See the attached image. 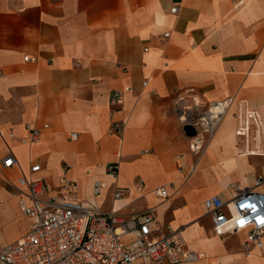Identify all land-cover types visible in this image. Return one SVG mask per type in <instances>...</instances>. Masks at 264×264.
I'll use <instances>...</instances> for the list:
<instances>
[{
  "label": "crops",
  "instance_id": "0c3cea01",
  "mask_svg": "<svg viewBox=\"0 0 264 264\" xmlns=\"http://www.w3.org/2000/svg\"><path fill=\"white\" fill-rule=\"evenodd\" d=\"M114 90L120 104H110ZM183 115L216 116L214 131L186 136ZM27 124L48 127L21 143ZM0 130V160L17 161L0 164V248L28 230L14 181L39 163L53 188L64 176L74 199L102 211L154 208L202 254L184 264H264V237L246 255V231L216 235L203 206L264 174V0H0ZM96 179L104 187L94 197ZM114 186L129 192L113 200Z\"/></svg>",
  "mask_w": 264,
  "mask_h": 264
},
{
  "label": "built area",
  "instance_id": "2783aa9c",
  "mask_svg": "<svg viewBox=\"0 0 264 264\" xmlns=\"http://www.w3.org/2000/svg\"><path fill=\"white\" fill-rule=\"evenodd\" d=\"M178 7L171 9L176 13ZM164 37L168 33L163 34ZM24 60H35L25 56ZM146 82H144L145 84ZM130 88L126 87L124 91ZM124 91L114 90L110 104H120ZM216 116L208 119L202 116L183 115V122L190 123L207 134L214 131ZM190 121V122H189ZM125 121H115L110 132L120 135ZM41 127L26 125L27 138H19L21 143L36 142ZM248 130L245 122L238 127L237 134ZM2 139L4 135L0 130ZM10 139L15 138L12 131ZM75 139V133L70 136ZM198 150V146H192ZM116 158L120 152H115ZM4 169L17 164L9 153L0 160ZM107 174L115 177L118 170L117 160L107 165ZM39 163L32 164L29 174L21 173L14 181L18 203L24 217L29 221L27 232L17 241L0 248V264H184L199 260L202 254L189 250L183 236L157 219L154 208H147L129 215L115 211H102L97 206L74 199L76 183L62 176L58 187L53 188L38 173ZM104 184L96 179L92 183V196H99ZM135 187L142 189V181ZM230 199L223 200L219 195L204 198L203 206L211 218L216 235L235 233L245 230L244 252L250 255L252 249H261L264 237V174L255 176L252 188L233 187ZM129 189L114 186L112 199L123 198ZM156 194L168 198L166 186L156 189Z\"/></svg>",
  "mask_w": 264,
  "mask_h": 264
},
{
  "label": "water",
  "instance_id": "95a60500",
  "mask_svg": "<svg viewBox=\"0 0 264 264\" xmlns=\"http://www.w3.org/2000/svg\"><path fill=\"white\" fill-rule=\"evenodd\" d=\"M183 131H184L185 135L188 137H194L197 135L196 128L193 125H191L190 123H186L183 126Z\"/></svg>",
  "mask_w": 264,
  "mask_h": 264
},
{
  "label": "bare ground",
  "instance_id": "6f19581e",
  "mask_svg": "<svg viewBox=\"0 0 264 264\" xmlns=\"http://www.w3.org/2000/svg\"><path fill=\"white\" fill-rule=\"evenodd\" d=\"M221 111V108L218 106V107H215L212 109V114L216 115L217 113H219ZM225 198V197H224Z\"/></svg>",
  "mask_w": 264,
  "mask_h": 264
}]
</instances>
